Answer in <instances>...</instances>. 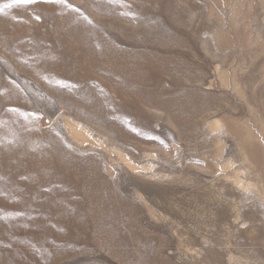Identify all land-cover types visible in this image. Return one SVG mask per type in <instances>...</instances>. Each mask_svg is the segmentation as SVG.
Masks as SVG:
<instances>
[{
	"label": "rangeland",
	"instance_id": "rangeland-1",
	"mask_svg": "<svg viewBox=\"0 0 264 264\" xmlns=\"http://www.w3.org/2000/svg\"><path fill=\"white\" fill-rule=\"evenodd\" d=\"M0 26V264H264V0H0Z\"/></svg>",
	"mask_w": 264,
	"mask_h": 264
},
{
	"label": "bare ground",
	"instance_id": "bare-ground-1",
	"mask_svg": "<svg viewBox=\"0 0 264 264\" xmlns=\"http://www.w3.org/2000/svg\"><path fill=\"white\" fill-rule=\"evenodd\" d=\"M68 12V11H67ZM65 15V14H64ZM63 16V15H62ZM73 16V15H72ZM63 18H65V17H63ZM63 18H62V20H63ZM60 19V18H59ZM66 19H68V18H66ZM80 20V19H79ZM3 21V20H2ZM67 21V20H66ZM70 21V20H69ZM58 22V21H57ZM59 22H60V20H59ZM62 22V24H63V22H64V20L63 21H61ZM83 23V22H82ZM58 24V23H57ZM72 24V23H71ZM55 25V24H54ZM8 26V25H7ZM1 28H2V26H0ZM56 27V26H55ZM63 27V26H62ZM16 29V28H15ZM67 29V28H66ZM27 30V29H26ZM53 30V29H52ZM70 30V29H69ZM59 31V30H58ZM64 31V30H63ZM67 31V30H66ZM60 32H61V30H60ZM65 32V31H64ZM69 32V31H68ZM80 34V33H79ZM82 35V34H81ZM53 36V35H52ZM67 36V35H66ZM67 40V39H66ZM83 44V43H82ZM86 44V43H85ZM90 44V43H89ZM19 45V44H18ZM27 45V44H26ZM92 45H93V43H92ZM19 47V46H18ZM92 52V51H91ZM91 57V56H90ZM51 60V59H50ZM56 61V60H55ZM152 78V77H151ZM69 98H71V97H69ZM26 117V116H25ZM7 119H8V117H7ZM13 119V118H12ZM18 120V119H17ZM27 121V120H26ZM25 122V121H24ZM37 124V123H36ZM25 125H28V124H25ZM26 127V126H25ZM33 127V126H32ZM36 128V127H35ZM29 130V129H28ZM8 132V131H7ZM28 132V131H27ZM52 133V132H51ZM12 134V133H11ZM18 135V134H17ZM31 135H33V134H31ZM47 135V134H46ZM45 135V136H46ZM38 136V135H37ZM7 137V136H6ZM42 138H43V136H42ZM41 138V139H42ZM32 139V138H31ZM39 139V138H38ZM19 141L20 140H18L17 141V143H19ZM40 142H42V140L40 141ZM47 142H48V140H47ZM37 143V142H36ZM39 143V142H38ZM43 143V142H42ZM41 143V144H42ZM55 143V142H54ZM47 144V143H46ZM49 144V143H48ZM51 144V143H50ZM56 144V143H55ZM32 145V144H31ZM57 145V144H56ZM55 145V146H56ZM42 146V145H41ZM54 146V145H53ZM29 147V146H28ZM51 147H52V145H51ZM64 147V146H63ZM42 148V147H41ZM44 148H45V145H44ZM50 148V147H49ZM55 148H57V147H55ZM19 149V148H18ZM30 149V148H29ZM37 149V148H36ZM43 149V148H42ZM41 149V150H42ZM58 149V148H57ZM56 149V150H57ZM35 150V149H34ZM64 150H66V149H64ZM46 151V150H45ZM14 152V151H13ZM38 152V151H37ZM43 152V151H42ZM51 152V151H50ZM68 152V151H67ZM70 152V151H69ZM69 152H68V154H69ZM20 153L21 154H28L25 150H20ZM40 153H41V151H40ZM12 154V153H11ZM39 154V153H38ZM3 155V154H2ZM17 155V154H16ZM41 155V154H40ZM53 155V154H52ZM4 156V155H3ZM45 156H47V158L49 159V155L46 153L45 154ZM7 157V156H6ZM13 157V156H12ZM32 157V156H31ZM30 157V159H32L33 160V158H31ZM42 157H43V155H42ZM41 157V158H42ZM4 158V157H3ZM14 158H17V156H15ZM41 158H37V159H41ZM5 159H7V158H5ZM43 159V158H42ZM45 159V158H44ZM56 160V159H55ZM54 160V161H55ZM26 161V160H25ZM43 161V160H42ZM49 161V160H48ZM13 163V162H12ZM26 163V162H25ZM36 163V161H31L30 160V162H28V167H27V169H28V176L30 177V178H32L33 176H34V174L36 173H38V171H36V168H35V166L34 165H36L35 164ZM64 164V163H63ZM23 165V164H22ZM26 165V164H25ZM6 167V166H5ZM26 167V166H25ZM24 167V168H25ZM19 168V167H18ZM22 168V167H21ZM60 168H62V166L60 167ZM64 170V172H65V169H63ZM12 172V171H11ZM17 172V171H16ZM56 172V171H55ZM13 174V173H12ZM42 176V175H41ZM61 177V176H60ZM59 177V178H60ZM1 178V177H0ZM28 178V177H27ZM29 178V179H30ZM35 178V177H34ZM48 178V177H47ZM56 179V178H55ZM63 180V179H62ZM3 181V180H2ZM8 181V180H7ZM38 181V180H37ZM36 181V182H37ZM42 181H43V179H42ZM41 181V182H42ZM48 181V180H47ZM46 181V182H47ZM28 182V181H27ZM44 182V181H43ZM54 183V182H53ZM31 184V183H30ZM59 184V183H58ZM31 186V185H30ZM36 186H37V184H36ZM56 186V185H55ZM63 186V185H62ZM18 189V188H17ZM32 189V188H31ZM35 189V188H34ZM42 189V188H41ZM59 189V188H58ZM30 190V189H29ZM56 195V194H55ZM4 201L2 200V204H4L3 203ZM8 204V203H7ZM8 205H10V204H8ZM6 205L4 204V207H5ZM12 206V205H11ZM10 207V206H9ZM8 207V208H9ZM30 207V206H29ZM13 208H15V207H13ZM28 208V207H27ZM55 208V207H54ZM32 209V208H31ZM56 209V208H55ZM29 210H30V208H29ZM24 211V210H23ZM34 211V210H33ZM1 213V212H0ZM26 213V212H25ZM24 213V214H25ZM42 213V212H41ZM31 214V213H30ZM9 215V214H8ZM12 216V215H11ZM64 217V216H63ZM67 217V216H66ZM1 219V218H0ZM16 219H17V217H16ZM41 219V218H40ZM67 219V218H66ZM69 219V218H68ZM2 221V220H1ZM15 221V220H14ZM41 221V220H40ZM70 221V220H69ZM34 222H36V221H34ZM20 224V223H19ZM54 224V223H53ZM60 224V223H59ZM48 225V224H47ZM50 225V224H49ZM63 225V224H62ZM23 226V225H22ZM39 226V225H38ZM46 226V225H45ZM52 226V225H51ZM74 227V226H73ZM12 228H13V226H12ZM38 228V227H37ZM53 228V227H52ZM1 229H3V228H1ZM55 229V228H54ZM9 230V229H8ZM4 231V230H3ZM14 231V230H13ZM31 231V230H30ZM37 231V230H36ZM53 231V230H52ZM17 232V231H16ZM29 232V231H28ZM37 233V232H36ZM49 233V232H48ZM39 234V233H38ZM55 234V233H54ZM26 236V235H25ZM36 236V235H35ZM1 237V236H0ZM5 236H3V238H4ZM34 237V236H33ZM41 237V236H40ZM42 238H44V237H42ZM124 239V238H123ZM8 240H9V245L8 244H6L5 245V247H3L2 249H5V251H7V252H9V253H12V255L14 256V253H16V255H20V253H24V254H26L27 253V249H29L30 247H27L24 243L26 242V239H24V238H22L21 240H16V238H8ZM56 240V239H55ZM50 241V240H49ZM123 241V240H122ZM42 242H43V240H42ZM55 242V241H54ZM66 242V241H65ZM124 242V241H123ZM127 242V241H126ZM68 243V242H67ZM46 244V243H45ZM44 244V245H45ZM61 245V244H60ZM48 246H49V244H48ZM62 246V245H61ZM39 247H40V243H38V242H35V243H33L32 245H31V248L30 249H33L34 251H36V249H39ZM43 247V246H42ZM48 248V247H47ZM64 249V248H63ZM45 250V249H44ZM4 253V252H3ZM39 255V254H38ZM22 256V255H21ZM28 256V255H27ZM34 258V257H33Z\"/></svg>",
	"mask_w": 264,
	"mask_h": 264
},
{
	"label": "snow or ice",
	"instance_id": "snow-or-ice-1",
	"mask_svg": "<svg viewBox=\"0 0 264 264\" xmlns=\"http://www.w3.org/2000/svg\"><path fill=\"white\" fill-rule=\"evenodd\" d=\"M25 2H34V0H25Z\"/></svg>",
	"mask_w": 264,
	"mask_h": 264
}]
</instances>
